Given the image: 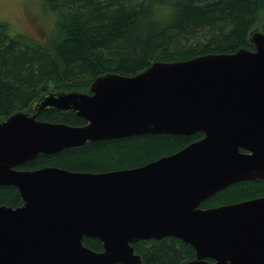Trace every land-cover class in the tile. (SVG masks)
I'll use <instances>...</instances> for the list:
<instances>
[{
	"label": "water",
	"instance_id": "water-1",
	"mask_svg": "<svg viewBox=\"0 0 264 264\" xmlns=\"http://www.w3.org/2000/svg\"><path fill=\"white\" fill-rule=\"evenodd\" d=\"M250 40L254 49L155 61L133 75H100L89 91H49L0 121V185L23 199L0 204V264H144L133 243L166 236L195 249L185 264H264V195L200 206L233 183L264 178V31ZM49 108L85 122L37 118ZM196 132L204 136L137 167L18 168L88 141Z\"/></svg>",
	"mask_w": 264,
	"mask_h": 264
},
{
	"label": "trees",
	"instance_id": "trees-1",
	"mask_svg": "<svg viewBox=\"0 0 264 264\" xmlns=\"http://www.w3.org/2000/svg\"><path fill=\"white\" fill-rule=\"evenodd\" d=\"M54 16L48 38L13 33L0 22V121L26 111L49 91H89L103 74H136L155 61L185 60L208 53L254 49L251 31H264V0H40ZM173 7L167 23L154 19ZM40 120L83 124L74 110L45 109ZM204 136L145 133L88 141L57 153H40L20 169L58 166L102 172L132 168L170 155ZM264 195V178L229 185L201 203L214 207ZM14 185H0V204H22ZM83 243L101 251L103 243L85 236ZM144 264H185L196 257L189 243L175 236L133 243Z\"/></svg>",
	"mask_w": 264,
	"mask_h": 264
},
{
	"label": "rangeland",
	"instance_id": "rangeland-1",
	"mask_svg": "<svg viewBox=\"0 0 264 264\" xmlns=\"http://www.w3.org/2000/svg\"><path fill=\"white\" fill-rule=\"evenodd\" d=\"M0 22H8L13 33H25L45 39L54 28L55 21L52 13L43 8L40 0H0ZM32 109L33 105L28 110Z\"/></svg>",
	"mask_w": 264,
	"mask_h": 264
},
{
	"label": "clouds",
	"instance_id": "clouds-1",
	"mask_svg": "<svg viewBox=\"0 0 264 264\" xmlns=\"http://www.w3.org/2000/svg\"><path fill=\"white\" fill-rule=\"evenodd\" d=\"M175 11L176 10L173 7L168 6L167 11L163 16L156 14L154 16V19H156L158 22H161V23L170 22L175 16Z\"/></svg>",
	"mask_w": 264,
	"mask_h": 264
},
{
	"label": "flooded vegetation",
	"instance_id": "flooded-vegetation-1",
	"mask_svg": "<svg viewBox=\"0 0 264 264\" xmlns=\"http://www.w3.org/2000/svg\"><path fill=\"white\" fill-rule=\"evenodd\" d=\"M22 201H23V199H22ZM22 204H23V202H22ZM22 204H21V205H22ZM6 205H7V204H6ZM9 206H10V205H9ZM19 206H20V205H19ZM12 207H13V206H12Z\"/></svg>",
	"mask_w": 264,
	"mask_h": 264
}]
</instances>
